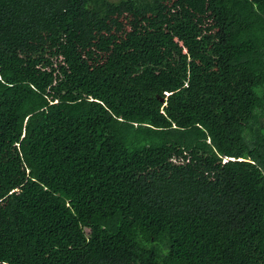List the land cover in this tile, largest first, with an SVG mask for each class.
Here are the masks:
<instances>
[{
	"label": "trees",
	"instance_id": "trees-1",
	"mask_svg": "<svg viewBox=\"0 0 264 264\" xmlns=\"http://www.w3.org/2000/svg\"><path fill=\"white\" fill-rule=\"evenodd\" d=\"M0 264H264V0H0Z\"/></svg>",
	"mask_w": 264,
	"mask_h": 264
},
{
	"label": "rangeland",
	"instance_id": "rangeland-1",
	"mask_svg": "<svg viewBox=\"0 0 264 264\" xmlns=\"http://www.w3.org/2000/svg\"><path fill=\"white\" fill-rule=\"evenodd\" d=\"M111 1H115V2H117V1H119V0H111Z\"/></svg>",
	"mask_w": 264,
	"mask_h": 264
}]
</instances>
